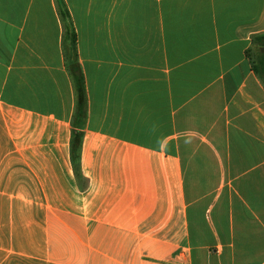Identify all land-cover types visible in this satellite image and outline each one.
I'll list each match as a JSON object with an SVG mask.
<instances>
[{
	"label": "crops",
	"instance_id": "1",
	"mask_svg": "<svg viewBox=\"0 0 264 264\" xmlns=\"http://www.w3.org/2000/svg\"><path fill=\"white\" fill-rule=\"evenodd\" d=\"M63 2L85 187L55 0H0V264H264V0Z\"/></svg>",
	"mask_w": 264,
	"mask_h": 264
},
{
	"label": "trees",
	"instance_id": "2",
	"mask_svg": "<svg viewBox=\"0 0 264 264\" xmlns=\"http://www.w3.org/2000/svg\"><path fill=\"white\" fill-rule=\"evenodd\" d=\"M55 3L62 26L61 48L64 57V65L71 79L74 93L70 157L74 176L77 180L79 188L82 189L85 187V184H83V177L79 168V155L83 137L82 129L84 128L86 120L87 101L85 86L78 64L76 34L70 14L63 0H55ZM252 41L258 50L256 63L252 64V69L264 86V52H260V48L264 47V34L252 37Z\"/></svg>",
	"mask_w": 264,
	"mask_h": 264
},
{
	"label": "rangeland",
	"instance_id": "3",
	"mask_svg": "<svg viewBox=\"0 0 264 264\" xmlns=\"http://www.w3.org/2000/svg\"><path fill=\"white\" fill-rule=\"evenodd\" d=\"M253 52H254V55H255L256 54V49H254Z\"/></svg>",
	"mask_w": 264,
	"mask_h": 264
},
{
	"label": "water",
	"instance_id": "4",
	"mask_svg": "<svg viewBox=\"0 0 264 264\" xmlns=\"http://www.w3.org/2000/svg\"><path fill=\"white\" fill-rule=\"evenodd\" d=\"M261 50L264 51V48H262Z\"/></svg>",
	"mask_w": 264,
	"mask_h": 264
}]
</instances>
